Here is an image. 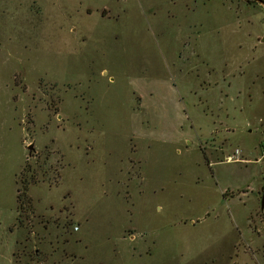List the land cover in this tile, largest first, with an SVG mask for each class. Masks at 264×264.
Instances as JSON below:
<instances>
[{
	"label": "rangeland",
	"instance_id": "obj_1",
	"mask_svg": "<svg viewBox=\"0 0 264 264\" xmlns=\"http://www.w3.org/2000/svg\"><path fill=\"white\" fill-rule=\"evenodd\" d=\"M262 38L246 0H0V264H264Z\"/></svg>",
	"mask_w": 264,
	"mask_h": 264
},
{
	"label": "trees",
	"instance_id": "obj_2",
	"mask_svg": "<svg viewBox=\"0 0 264 264\" xmlns=\"http://www.w3.org/2000/svg\"><path fill=\"white\" fill-rule=\"evenodd\" d=\"M246 2L248 3V5H251V6L252 5H258L256 0H246ZM27 191H28V187H27V185L25 183L17 191L16 201L18 203V208L19 209H22L24 204H26L28 201H30L29 198L27 197Z\"/></svg>",
	"mask_w": 264,
	"mask_h": 264
},
{
	"label": "water",
	"instance_id": "obj_3",
	"mask_svg": "<svg viewBox=\"0 0 264 264\" xmlns=\"http://www.w3.org/2000/svg\"><path fill=\"white\" fill-rule=\"evenodd\" d=\"M259 6H261L264 10V1L263 0H256ZM262 43H264V38L260 40ZM27 150L29 152V156L31 155L33 151V145L27 146ZM260 207L261 209H264V185L261 186V198H260Z\"/></svg>",
	"mask_w": 264,
	"mask_h": 264
},
{
	"label": "built area",
	"instance_id": "obj_4",
	"mask_svg": "<svg viewBox=\"0 0 264 264\" xmlns=\"http://www.w3.org/2000/svg\"><path fill=\"white\" fill-rule=\"evenodd\" d=\"M261 147H262V158H264V144Z\"/></svg>",
	"mask_w": 264,
	"mask_h": 264
}]
</instances>
